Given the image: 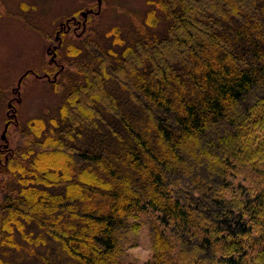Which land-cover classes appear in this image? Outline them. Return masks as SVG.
Listing matches in <instances>:
<instances>
[{"label": "trees", "instance_id": "1", "mask_svg": "<svg viewBox=\"0 0 264 264\" xmlns=\"http://www.w3.org/2000/svg\"><path fill=\"white\" fill-rule=\"evenodd\" d=\"M150 3L118 53L78 34L57 116L4 145L0 250L18 249L14 231L43 242L28 222L45 264H122L153 213L144 264H264V0Z\"/></svg>", "mask_w": 264, "mask_h": 264}, {"label": "rangeland", "instance_id": "2", "mask_svg": "<svg viewBox=\"0 0 264 264\" xmlns=\"http://www.w3.org/2000/svg\"><path fill=\"white\" fill-rule=\"evenodd\" d=\"M152 6L150 0H0V153L4 158L8 150L4 145L9 141L15 146L18 122L20 126L32 117L48 120L57 116L63 86L72 74L64 62L73 57L69 51L81 50L80 35L90 34L118 53L145 26ZM86 14L92 17L88 27L83 22ZM155 16L159 19L156 31L162 33V13L156 10ZM59 30L63 36H58ZM53 52L57 54L54 59ZM56 66L62 76L56 77ZM33 70L50 72L53 76L49 77L62 89L55 91L43 75ZM25 73L29 74L23 76ZM6 180L0 173V190L6 189ZM139 221L140 228L125 242L122 264H144L154 254L151 225L158 224L156 214H141ZM159 228L162 230V226ZM23 232L28 239L40 236L44 241L29 242L14 231L12 238L18 249L2 248L0 255L8 264H45L42 257L48 258L49 248L46 233L28 222ZM0 264H4L1 259Z\"/></svg>", "mask_w": 264, "mask_h": 264}]
</instances>
